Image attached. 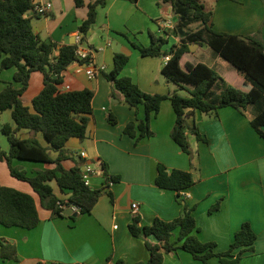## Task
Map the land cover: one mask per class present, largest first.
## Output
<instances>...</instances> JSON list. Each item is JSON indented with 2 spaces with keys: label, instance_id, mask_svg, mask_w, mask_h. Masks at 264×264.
Here are the masks:
<instances>
[{
  "label": "crops",
  "instance_id": "crops-1",
  "mask_svg": "<svg viewBox=\"0 0 264 264\" xmlns=\"http://www.w3.org/2000/svg\"><path fill=\"white\" fill-rule=\"evenodd\" d=\"M40 1L53 4L47 17L32 18L33 30L42 40L55 41L59 46L72 45L80 35L82 46L95 51L96 63L106 66V71L94 79L76 74L72 64L63 73L70 91L91 89L95 96L86 138L69 140L67 149L75 155L63 160L62 165L67 170L79 165V161L95 168L106 166L108 174L117 180L107 189L112 192L113 201L104 193L89 214L80 215L77 210L73 213L75 220L70 215L54 217L52 211L42 206L31 184L12 176L7 162L0 161V184L33 196L40 217L39 225L32 230L0 224V241L15 244L19 257L18 261L4 259L0 253V264H118L119 261L147 264L150 251L146 240L153 244L157 240L153 236L147 239L133 236L129 226L134 217L140 218L142 227L151 225L156 218L172 221L182 214L184 203L193 208L199 240L215 243V252L219 254L229 250L236 232L243 223L249 222L257 239L254 250L244 253L239 264H264V138L251 124L253 107L245 113L234 107H223L217 116L196 112L189 118L193 128L188 132L191 155L171 137L176 113L170 99H165L159 113L151 118L153 136L136 142L124 133L128 123L136 118L145 119V108L139 106L136 112L120 95H113V83L106 74L114 68L116 53L129 56L122 75L131 78L144 92L171 95L184 90L163 75V57L143 56L133 45L150 46L152 35L168 41L163 51L181 44V36L171 31L163 33L160 27V21L165 18L177 22L172 5L161 0H138L137 3L104 0L105 4L97 8L96 23L84 37L80 27L88 17L89 4L98 0H84L83 6H77L76 0ZM208 9L214 12L216 31L258 36L264 42V0H213ZM203 44L192 46L183 61L205 63L227 83L242 85L244 77L237 69ZM15 71L13 68L0 73V92L7 82H13ZM43 87V73L33 72L22 102L32 108L33 99ZM109 114L115 116L116 124L109 121ZM6 123H14L10 110L0 113V146L9 152L10 145L5 147L2 132ZM196 131L207 142L199 140ZM19 136L35 137L43 147H50L43 133L23 129ZM83 152L86 157L81 156ZM57 156V152L51 151L52 158ZM13 164L29 176L55 167L21 159H14ZM159 165L168 172L180 169L192 173L195 184L182 191L180 197L174 190L158 187L155 180ZM51 185L59 198L68 199L69 194L62 193L55 181ZM103 186V177L92 178L93 189ZM133 204L139 207L137 213L133 212ZM177 236L178 233L175 239ZM218 262V258H213L209 263ZM163 264L205 263L178 250L166 254Z\"/></svg>",
  "mask_w": 264,
  "mask_h": 264
},
{
  "label": "trees",
  "instance_id": "trees-1",
  "mask_svg": "<svg viewBox=\"0 0 264 264\" xmlns=\"http://www.w3.org/2000/svg\"><path fill=\"white\" fill-rule=\"evenodd\" d=\"M161 1L173 7L177 22L171 32L182 37L181 44L163 51L162 47L168 41L164 37L152 35L150 46L133 45L143 56H171L162 73L169 81L186 90L188 96H181L178 92L171 95H151L144 92L131 78L122 75L129 56L116 53L114 68L106 74V78L113 83V95H120L136 112L139 106L145 108V119L139 121L136 118L128 123L124 133L136 142L153 136L151 118L159 113L162 102L170 99L176 113L171 137L189 155L192 152L188 132L193 129L189 118L196 112L217 116L223 107H234L242 113L253 107L255 113L251 124L264 138V42L258 36L216 31L214 12L202 0ZM76 4L83 6L84 0H76ZM104 4V0L89 4L88 17L80 27L84 37L96 23L98 6ZM32 7V0H0V73L16 69L13 82H7L0 92V113L10 110L14 122L2 126L10 149L6 152L0 146V161L7 162L12 176L31 184L39 195L42 206L52 211L54 217L66 216V209L61 205H75L79 208L80 215L89 214L104 193L110 195L113 201V194L107 190L110 187L106 181L112 179L115 182L117 179L111 177L107 167L103 166L104 186L93 189L83 181L85 165L82 161L70 170L63 167L62 161L75 155L67 149L71 138H86L90 116L93 115L95 92L91 89L60 90L59 86L64 83L63 73L75 60L76 44L59 46L55 41L42 40L33 30L32 18L40 16L29 13ZM197 23H201V26L193 30L192 25ZM196 43L208 44L215 54L230 62L244 77L242 85L227 83L215 69L205 63L191 64L183 61L184 55L190 51V45ZM36 71L43 73L44 87L33 99L31 108L22 102L21 97L29 87L32 73ZM216 88H220L219 94H215ZM108 119L112 124L117 123L112 114L108 115ZM23 129L34 134L43 133L50 147H43L35 137L21 138L19 132ZM196 135L199 140L207 142L197 131ZM51 151L58 153L55 159L51 157ZM14 159L43 162L55 167L29 176L22 168L14 166ZM53 181L62 193L69 194L67 200L54 193L51 185ZM155 184L160 188L176 191L180 197L182 191L195 184V178L188 171L174 169L168 172L163 165H159ZM218 207L219 205L214 209ZM69 217L76 219L73 214ZM39 223L40 217L33 196L0 184V224L7 228L32 230ZM129 229L135 237L147 239L153 236L157 240L154 244L146 240L150 251L147 264H163L166 254L178 250L190 253L205 264H210L213 258H218L217 264H239L244 253L254 250L257 239L251 224L245 222L236 232L229 250L216 253L215 243H204L197 237L199 228L193 216V208L186 203L182 214L172 221L156 218L151 225L142 227L140 218L136 216ZM0 253L4 259L19 260L16 245L6 240L0 241ZM118 264L125 263L119 261Z\"/></svg>",
  "mask_w": 264,
  "mask_h": 264
},
{
  "label": "built area",
  "instance_id": "built-area-1",
  "mask_svg": "<svg viewBox=\"0 0 264 264\" xmlns=\"http://www.w3.org/2000/svg\"><path fill=\"white\" fill-rule=\"evenodd\" d=\"M33 7L30 10L31 15H38L40 17H47L49 13L53 9V4L51 2H42L40 0H32ZM175 21L172 18H165L160 21V27L161 31L168 32L172 31L175 29ZM82 37L76 36L75 37V44H76V49H75V60L72 62V65L75 66V73L76 74H84L86 75L89 79H94L96 78L100 73H103L106 71V66L103 64H98L95 61L94 58V50L90 48H84L82 46ZM57 53V52H56ZM171 56H164L163 60L164 63L166 64L170 60ZM61 91H70L71 86L68 84L63 83L62 85L59 86ZM82 157H86V153H81ZM100 176L103 177L104 182V170L103 168H95L91 164H87L84 166L83 169V181L86 186L91 187V180L93 177ZM108 184V187H112L114 185V181L112 179H109L106 181ZM63 209H68V208H73L74 211L79 210V208L75 205H70V206H65L61 205ZM132 209L134 213H137L139 210V207L137 204L132 205Z\"/></svg>",
  "mask_w": 264,
  "mask_h": 264
},
{
  "label": "rangeland",
  "instance_id": "rangeland-1",
  "mask_svg": "<svg viewBox=\"0 0 264 264\" xmlns=\"http://www.w3.org/2000/svg\"><path fill=\"white\" fill-rule=\"evenodd\" d=\"M202 2L206 5L207 8H211V6H212V4H213V0H202ZM34 20H36V19H34ZM197 25L200 27V26H201V23L194 24V25H192L191 28H192L193 30H195V29L197 28ZM203 47H204V48H210L209 45L206 44V43L203 44ZM219 89H220V88H216V89L214 90V91H215V94H219V92H220ZM179 91H180L181 96H184V97L188 96V92H187V91H185V90H179ZM250 108H251V107H250ZM250 108H248V109H250ZM3 139H4L5 147L8 148V147H9V142H8V140H7V137L4 136Z\"/></svg>",
  "mask_w": 264,
  "mask_h": 264
},
{
  "label": "water",
  "instance_id": "water-1",
  "mask_svg": "<svg viewBox=\"0 0 264 264\" xmlns=\"http://www.w3.org/2000/svg\"><path fill=\"white\" fill-rule=\"evenodd\" d=\"M74 43H72V45H73ZM195 44H191L190 45V50H192L193 49V47L192 46H194ZM76 114L74 113V116H75ZM262 130L264 131V126L262 127ZM74 213V209L73 208H68L67 210H66V212H65V214L66 215H72Z\"/></svg>",
  "mask_w": 264,
  "mask_h": 264
}]
</instances>
